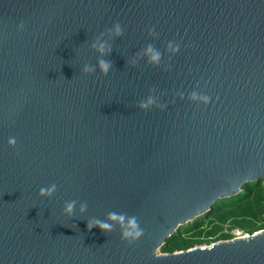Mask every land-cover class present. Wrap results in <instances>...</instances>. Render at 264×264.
<instances>
[{
    "label": "water",
    "instance_id": "95a60500",
    "mask_svg": "<svg viewBox=\"0 0 264 264\" xmlns=\"http://www.w3.org/2000/svg\"><path fill=\"white\" fill-rule=\"evenodd\" d=\"M259 179L264 0H0V264H264L156 252Z\"/></svg>",
    "mask_w": 264,
    "mask_h": 264
},
{
    "label": "trees",
    "instance_id": "16d2710c",
    "mask_svg": "<svg viewBox=\"0 0 264 264\" xmlns=\"http://www.w3.org/2000/svg\"><path fill=\"white\" fill-rule=\"evenodd\" d=\"M235 230L246 235L264 230V179L246 182L238 194L217 200L209 212L167 238L160 252L174 253L230 240Z\"/></svg>",
    "mask_w": 264,
    "mask_h": 264
},
{
    "label": "clouds",
    "instance_id": "9594fccd",
    "mask_svg": "<svg viewBox=\"0 0 264 264\" xmlns=\"http://www.w3.org/2000/svg\"><path fill=\"white\" fill-rule=\"evenodd\" d=\"M117 32H119V29L117 28ZM100 50H103V45L100 46ZM149 51H151V49H149ZM158 59L157 55H153L152 56V60L155 61ZM100 68L103 72H106L107 69L110 67V64L104 61H100ZM15 141L14 140H9V144H14ZM41 194H44V190L41 189ZM72 205L69 204L68 208L66 209V211H71ZM109 220L110 221H114L117 223H122L124 220V216L123 215H116V214H110L109 215ZM93 226L99 227L102 231H111L112 229V224L111 223H107V222H103V221H96L95 223L93 222H89L88 227L89 229H91ZM127 228L129 229L128 231H125L121 237L122 240H127L129 237H131L133 240H135L136 237H139L142 233L140 231H137V225L135 222V218L130 219L127 223Z\"/></svg>",
    "mask_w": 264,
    "mask_h": 264
},
{
    "label": "rangeland",
    "instance_id": "374dc122",
    "mask_svg": "<svg viewBox=\"0 0 264 264\" xmlns=\"http://www.w3.org/2000/svg\"><path fill=\"white\" fill-rule=\"evenodd\" d=\"M201 216H202V215H201ZM192 221H193V220L188 221L187 223H184V224L180 225L176 231H179L180 229H183V228L187 227ZM244 235H246V234H242V236H244ZM233 236L235 237L234 231H233ZM201 246H206V245L203 244V245H201ZM156 252H157L158 254H163V253L160 252V249H157Z\"/></svg>",
    "mask_w": 264,
    "mask_h": 264
},
{
    "label": "built area",
    "instance_id": "2783aa9c",
    "mask_svg": "<svg viewBox=\"0 0 264 264\" xmlns=\"http://www.w3.org/2000/svg\"><path fill=\"white\" fill-rule=\"evenodd\" d=\"M234 234H235V237H241L242 236V233L239 232L238 230H235L234 231ZM234 238V237H233Z\"/></svg>",
    "mask_w": 264,
    "mask_h": 264
}]
</instances>
